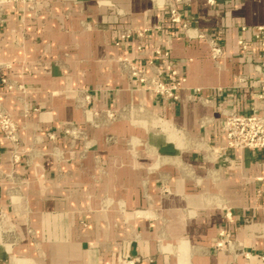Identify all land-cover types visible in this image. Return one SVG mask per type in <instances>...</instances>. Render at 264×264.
I'll use <instances>...</instances> for the list:
<instances>
[{"label":"crops","instance_id":"0c3cea01","mask_svg":"<svg viewBox=\"0 0 264 264\" xmlns=\"http://www.w3.org/2000/svg\"><path fill=\"white\" fill-rule=\"evenodd\" d=\"M260 28L264 0L5 5L0 105L20 142L0 130V264H264V149L228 148L222 128L225 109L264 115ZM209 38L224 46L217 60ZM124 60L166 84L170 62L176 98L154 94ZM131 104L162 130L129 112L106 121ZM70 125L87 138L70 142ZM221 231L243 250L217 251Z\"/></svg>","mask_w":264,"mask_h":264},{"label":"built area","instance_id":"2783aa9c","mask_svg":"<svg viewBox=\"0 0 264 264\" xmlns=\"http://www.w3.org/2000/svg\"><path fill=\"white\" fill-rule=\"evenodd\" d=\"M35 1L36 0H0V12L4 11L5 5L9 3H35ZM169 16L172 22L181 23L184 29H188V24L181 21L180 12L174 5H171L169 9ZM130 35L131 30H125L122 33V37H128ZM140 35H142V33H140ZM254 35L256 39L261 40L264 43V28H260L255 31ZM208 42L211 47L213 59H219L224 53V46L214 38H209ZM240 43L244 46L246 45L244 41H240ZM122 65L130 76L135 77L141 83H144L154 94L159 95L166 100L176 98L175 91L178 89L180 81L176 79L177 71L172 67L170 62L166 63V67L169 70V77L171 78V83L169 84H166L159 76H149L143 68H140L127 60H124ZM131 110L132 112L138 111V113H140L145 110V108L140 105L131 104L121 111L107 109L104 111V115L107 122H113L121 116L120 112H131ZM260 110L261 109L256 107H253L251 113H241L232 108L224 110L223 113L225 118L222 128L226 134L228 148L252 151H260L264 149V115L260 113ZM92 113H90L89 118H92V116L98 117L100 115V112L98 111H94ZM0 130L12 144L17 145L20 142L19 125L11 119V115L4 108H2L1 105ZM75 130L79 129L67 128L66 133L73 134ZM227 211V214L230 215V209ZM1 216H3V214L0 210V217ZM215 248L217 251L243 250L238 240L232 238L225 231H221L219 241L216 243Z\"/></svg>","mask_w":264,"mask_h":264},{"label":"rangeland","instance_id":"374dc122","mask_svg":"<svg viewBox=\"0 0 264 264\" xmlns=\"http://www.w3.org/2000/svg\"><path fill=\"white\" fill-rule=\"evenodd\" d=\"M145 108V107H144ZM129 112V111H126ZM130 113V118H132L133 122L137 125H146L148 126L151 130H162L161 126L164 124V122L160 119V116H158L157 114L153 113V112H148L145 110H143L142 112L138 113V111H134L129 112ZM11 119L17 123L11 116ZM120 119V117L115 121H118ZM97 119L95 117L92 116V118H88L87 122L90 125L96 126L99 125V123L96 122ZM18 124V123H17ZM96 124V125H95ZM67 128H76L79 130H75L74 133L72 134H67L66 133V129ZM65 128V136L66 138H68L70 140V142H76L79 138H87L86 135L84 134V132L77 126V125H70L69 127ZM216 246V245H215Z\"/></svg>","mask_w":264,"mask_h":264}]
</instances>
